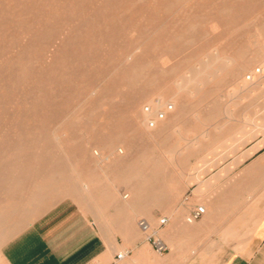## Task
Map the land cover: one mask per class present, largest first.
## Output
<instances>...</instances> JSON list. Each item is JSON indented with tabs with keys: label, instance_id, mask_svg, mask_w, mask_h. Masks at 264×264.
<instances>
[{
	"label": "rangeland",
	"instance_id": "374dc122",
	"mask_svg": "<svg viewBox=\"0 0 264 264\" xmlns=\"http://www.w3.org/2000/svg\"><path fill=\"white\" fill-rule=\"evenodd\" d=\"M263 61L264 0H0V191L19 184L26 195L61 168L89 180L91 193L75 187L99 209L69 188L74 178L64 179L69 189L26 217L0 247L63 199L100 228L122 227L126 213L113 184L119 198L139 186L140 201L162 193L169 211L185 207V219L201 203L191 200L195 178L218 171L224 174L210 188L220 213L187 232L186 242L219 243L226 225L237 233L233 242L247 241L264 202V142L244 156L264 139V83L249 91L238 86L258 81L264 69L248 74ZM176 91L177 126L156 134L137 125L136 109L148 98L170 100ZM111 145L127 151L116 165L97 159ZM168 210L154 208L152 224L169 218ZM19 214L5 215L13 222ZM160 236L163 255L171 244Z\"/></svg>",
	"mask_w": 264,
	"mask_h": 264
},
{
	"label": "crops",
	"instance_id": "0c3cea01",
	"mask_svg": "<svg viewBox=\"0 0 264 264\" xmlns=\"http://www.w3.org/2000/svg\"><path fill=\"white\" fill-rule=\"evenodd\" d=\"M182 215L169 216L170 225L168 222L158 231L171 244L162 255L153 250L138 227L100 228L73 200L63 199L8 238L0 254L4 264H261L258 258L264 257V202L257 221L247 230L249 238L245 242H233L237 233L226 225L219 243L210 238L190 244L186 233L209 226L218 214L212 210L189 227ZM123 251L124 255L117 258L116 254Z\"/></svg>",
	"mask_w": 264,
	"mask_h": 264
},
{
	"label": "bare ground",
	"instance_id": "6f19581e",
	"mask_svg": "<svg viewBox=\"0 0 264 264\" xmlns=\"http://www.w3.org/2000/svg\"><path fill=\"white\" fill-rule=\"evenodd\" d=\"M208 70V69H207ZM207 72V71H206ZM208 74V73H207ZM210 74V73H209ZM235 74V73H234ZM233 74V75H234ZM210 76V75H209ZM236 76V75H235ZM238 77V76H237ZM239 79V78H238ZM202 79H198L197 83H201ZM239 82V81H238ZM250 83V82H249ZM264 83V75H260L259 80L252 81L249 85L246 81L241 80V83L238 86L239 90L243 91H249L250 87L257 86L258 84ZM179 90V88H178ZM159 96L157 98H148L147 103L151 107V112H145L144 109L139 112L138 109L135 113V118L137 121V125L140 126L143 130H150L148 128H153L151 130H154L156 134H165L174 126H177L179 124L180 120V108L175 109L172 107L170 110H166L165 117L161 120H158L153 127L148 126L147 124V118L152 117L154 112L157 109H165L164 107L168 102L172 103L173 106L176 104V98L178 95V91L175 92L173 95V98L170 100H167L162 96L161 94H158ZM139 112V116L138 113ZM264 132V130H263ZM264 142V139L262 141H258L255 145L252 146V148L248 149L244 156L251 154L255 149H258L262 146ZM127 154L126 148L122 145L120 146H113L111 145L109 147L108 153L100 152L97 153V159L100 161H103L107 165H116L119 163ZM166 154L168 156L171 155V150H167ZM242 160V157H238L235 163ZM230 169L231 166H228L227 169ZM199 174V173H198ZM224 174L223 171H218L216 173L214 178H210L209 180H202L201 178H195L198 180V185L196 188H194L192 193L191 200H200V204H202L205 207L204 216L207 215L212 210L214 213L219 214L221 210V206L218 202L214 201L213 194L214 191L212 188H210L211 184L214 182L213 180L217 179V176H222ZM73 179L74 183L69 188L74 191H79L82 193V195L85 194L81 192L76 186H81V188L91 193L93 191V188L90 186L89 180L82 179L78 175L70 173L69 176H65V173L61 168L57 169H51L46 174L45 178L41 179L40 181L35 182L34 186L31 190L24 195L22 192V189L19 188V184H15L13 188H1L0 191V243H2L5 238L15 229H17L20 225H22L26 217H28L30 214L38 210V208L46 201L53 199L54 197L62 194L63 192L67 191L65 185H63L62 180L66 179ZM228 182V181H227ZM17 187V188H16ZM129 187V186H128ZM139 189H142L141 186L138 187ZM139 189H132L129 188L128 193L125 196H122L119 198L118 196V190L113 184V192L116 196L115 199H117L118 204L120 205V209L123 213H126V220L124 221V226L126 228H130L134 230V218L136 215H142L145 219L149 222L151 226H154L156 220H154V217L152 215V211L154 208H162L163 210L167 211L169 209L167 204V198L165 195L160 194H149L147 200L140 201V190ZM106 190V189H105ZM18 193H23L21 195H18ZM23 195V196H22ZM21 197H25L24 201H22ZM83 198V197H82ZM86 198V197H85ZM81 199V198H79ZM87 202L90 204L94 210L99 212V209L97 208L96 204L93 202H90V198H86ZM213 206V209L211 207V204ZM11 210H19L20 214L19 216L13 221L9 222L8 218L6 217V213ZM169 211V210H168ZM185 207L180 206L176 208L174 211H169L170 217H177V214L184 213ZM101 214V211H100ZM103 217H101L102 219ZM193 224V223H191ZM190 223H185V226L189 227L191 225ZM124 252V251H123Z\"/></svg>",
	"mask_w": 264,
	"mask_h": 264
},
{
	"label": "built area",
	"instance_id": "2783aa9c",
	"mask_svg": "<svg viewBox=\"0 0 264 264\" xmlns=\"http://www.w3.org/2000/svg\"><path fill=\"white\" fill-rule=\"evenodd\" d=\"M264 69V61L261 65L256 66L251 74H248V78L252 76V74H259ZM172 103H167L164 107L165 109H157L152 117L147 118V124L150 127H153L158 120H161L165 117L166 110L172 109ZM143 109L145 112H151V107L149 105H144ZM205 212V207L202 204H196L189 213L185 216V221L188 223H192L198 218H200ZM169 221V218L165 215L160 216L157 219V223L155 226H151L149 222L145 218H140L138 220V227L141 232L144 234L145 240L152 246L153 250L159 254L167 251V244L161 238L158 231L165 226ZM124 255V252H119L116 254L117 258H120Z\"/></svg>",
	"mask_w": 264,
	"mask_h": 264
}]
</instances>
